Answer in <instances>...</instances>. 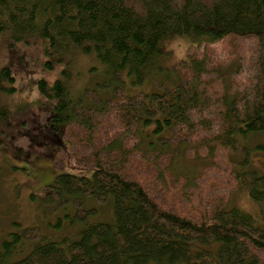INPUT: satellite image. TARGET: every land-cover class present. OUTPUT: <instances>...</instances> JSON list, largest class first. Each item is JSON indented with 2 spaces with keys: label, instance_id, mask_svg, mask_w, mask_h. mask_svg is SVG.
<instances>
[{
  "label": "trees",
  "instance_id": "trees-1",
  "mask_svg": "<svg viewBox=\"0 0 264 264\" xmlns=\"http://www.w3.org/2000/svg\"><path fill=\"white\" fill-rule=\"evenodd\" d=\"M0 34L38 36L45 67L63 63L37 88L55 100L48 125L65 142L55 153L85 150L80 169L89 174L54 175L36 202L43 225L14 222L0 264H264L255 251H264V171L245 145L264 133V0H0ZM231 36L256 43L238 88L207 54L159 67L167 38L197 45ZM77 55L98 62V79L75 81ZM149 78L156 90H140ZM14 83L0 66V94ZM192 145L195 157L243 152L229 154L230 173L261 221L232 205L196 219L150 190L139 170L173 169Z\"/></svg>",
  "mask_w": 264,
  "mask_h": 264
},
{
  "label": "rangeland",
  "instance_id": "rangeland-1",
  "mask_svg": "<svg viewBox=\"0 0 264 264\" xmlns=\"http://www.w3.org/2000/svg\"><path fill=\"white\" fill-rule=\"evenodd\" d=\"M255 46V40L249 37L231 36L197 45L185 38L170 37L162 42L163 57L159 67L171 68L189 54L195 57L207 54L210 61L220 63L218 65L228 71L225 82L230 89H235L250 71ZM45 59L40 37L14 42L0 34V66L10 69L16 88L11 94H0V108L4 112L0 115V242L14 230V222L22 226L43 225L36 202L56 173L80 175L86 172L80 169L85 150L71 156L55 153L57 148L65 146L60 135L53 133L48 125L55 100L39 92L37 81L45 78L52 82L63 63H55L52 69H47ZM99 69L96 60L79 55L74 57L70 67L77 82L98 79ZM206 78L207 83H214L216 75L209 74ZM140 90H156L155 81L149 78ZM245 145L251 148V165L264 171V149L255 148L264 146V133L250 135ZM196 150V146H190L173 169L163 164L157 170L139 172L143 173L144 180L147 177L148 187L158 198L184 215L197 219L207 216L216 205H232L261 221L258 205L230 173V155L240 159L243 152L217 151L213 156L195 157ZM32 194L35 199L31 198ZM255 251L264 262V251Z\"/></svg>",
  "mask_w": 264,
  "mask_h": 264
}]
</instances>
